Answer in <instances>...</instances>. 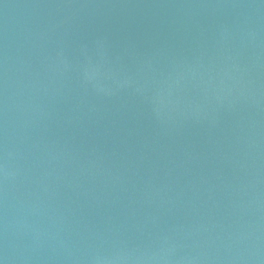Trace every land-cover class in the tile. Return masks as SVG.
Wrapping results in <instances>:
<instances>
[{
    "label": "water",
    "instance_id": "1",
    "mask_svg": "<svg viewBox=\"0 0 264 264\" xmlns=\"http://www.w3.org/2000/svg\"><path fill=\"white\" fill-rule=\"evenodd\" d=\"M0 264H264V0H0Z\"/></svg>",
    "mask_w": 264,
    "mask_h": 264
}]
</instances>
